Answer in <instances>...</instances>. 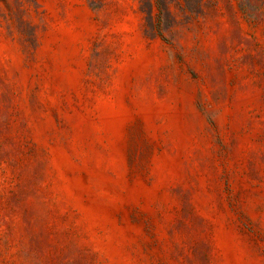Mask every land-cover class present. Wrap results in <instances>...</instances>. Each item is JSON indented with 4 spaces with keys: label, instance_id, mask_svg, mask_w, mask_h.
<instances>
[{
    "label": "rangeland",
    "instance_id": "obj_1",
    "mask_svg": "<svg viewBox=\"0 0 264 264\" xmlns=\"http://www.w3.org/2000/svg\"><path fill=\"white\" fill-rule=\"evenodd\" d=\"M0 264H264V0H0Z\"/></svg>",
    "mask_w": 264,
    "mask_h": 264
}]
</instances>
